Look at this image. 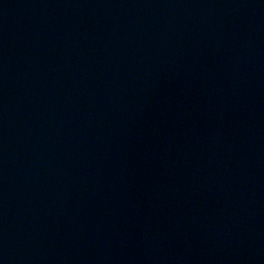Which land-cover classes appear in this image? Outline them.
Masks as SVG:
<instances>
[{"label":"water","instance_id":"obj_1","mask_svg":"<svg viewBox=\"0 0 264 264\" xmlns=\"http://www.w3.org/2000/svg\"><path fill=\"white\" fill-rule=\"evenodd\" d=\"M0 264H264V0H0Z\"/></svg>","mask_w":264,"mask_h":264}]
</instances>
